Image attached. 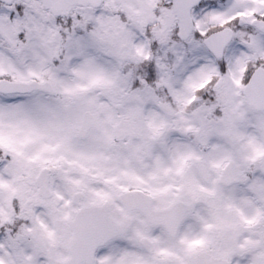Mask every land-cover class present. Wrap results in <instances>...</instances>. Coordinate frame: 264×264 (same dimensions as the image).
Here are the masks:
<instances>
[{"label": "snow or ice", "instance_id": "6c2138e0", "mask_svg": "<svg viewBox=\"0 0 264 264\" xmlns=\"http://www.w3.org/2000/svg\"><path fill=\"white\" fill-rule=\"evenodd\" d=\"M0 264H264V0H0Z\"/></svg>", "mask_w": 264, "mask_h": 264}]
</instances>
